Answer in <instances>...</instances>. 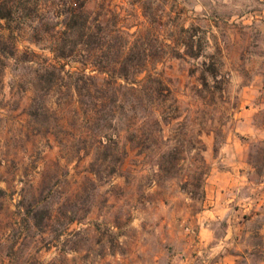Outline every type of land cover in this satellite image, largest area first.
Wrapping results in <instances>:
<instances>
[{"label": "rangeland", "instance_id": "rangeland-1", "mask_svg": "<svg viewBox=\"0 0 264 264\" xmlns=\"http://www.w3.org/2000/svg\"><path fill=\"white\" fill-rule=\"evenodd\" d=\"M146 2L163 25L149 30V69L201 135L204 199H191L180 165L160 174L152 150L128 146L120 160L115 145L87 137L65 85L79 65L20 38V60L0 66V264H264V0ZM99 6L112 28L148 26L137 0H93L92 20ZM173 20L193 30L169 29ZM185 44L204 57L185 56ZM205 60L228 83L216 100L197 93Z\"/></svg>", "mask_w": 264, "mask_h": 264}, {"label": "trees", "instance_id": "trees-1", "mask_svg": "<svg viewBox=\"0 0 264 264\" xmlns=\"http://www.w3.org/2000/svg\"><path fill=\"white\" fill-rule=\"evenodd\" d=\"M91 1L0 0V66H6L11 59L20 60V38L49 44L47 49L56 60L79 65L78 71L67 73L70 82L65 85L78 97L76 117L87 125V137L98 139L100 147L115 145V156L120 160L127 158L128 146L152 150L162 175H170L180 165L186 171L184 189L191 199L203 200L208 166L201 135L188 130V119L182 115L166 79L149 69L158 55L149 45V30H159L163 25L149 17L146 0H137L149 20L148 26L141 23L140 31L133 34L112 28L103 6L91 19ZM50 25L64 29H46ZM168 26L173 30H193L174 20ZM190 39L193 41V37ZM185 45V56L197 60L204 57L202 48L195 50ZM172 51L182 55L179 49ZM200 66L198 96L211 101L224 95L228 83L220 76L217 62L205 60ZM51 70L56 76L52 86H61L65 79L61 69L51 65ZM218 129L212 130L216 140ZM76 221L79 219L73 218L71 223Z\"/></svg>", "mask_w": 264, "mask_h": 264}]
</instances>
